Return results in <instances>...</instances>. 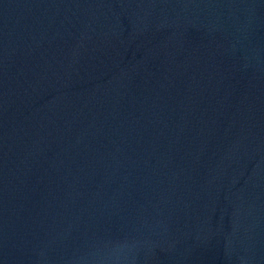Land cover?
<instances>
[{
  "label": "water",
  "instance_id": "95a60500",
  "mask_svg": "<svg viewBox=\"0 0 264 264\" xmlns=\"http://www.w3.org/2000/svg\"><path fill=\"white\" fill-rule=\"evenodd\" d=\"M0 264H264V0H0Z\"/></svg>",
  "mask_w": 264,
  "mask_h": 264
}]
</instances>
